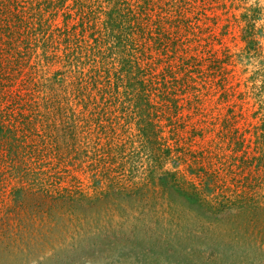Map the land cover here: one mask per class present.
Wrapping results in <instances>:
<instances>
[{
  "label": "rangeland",
  "instance_id": "374dc122",
  "mask_svg": "<svg viewBox=\"0 0 264 264\" xmlns=\"http://www.w3.org/2000/svg\"><path fill=\"white\" fill-rule=\"evenodd\" d=\"M0 264H264V0H0Z\"/></svg>",
  "mask_w": 264,
  "mask_h": 264
}]
</instances>
